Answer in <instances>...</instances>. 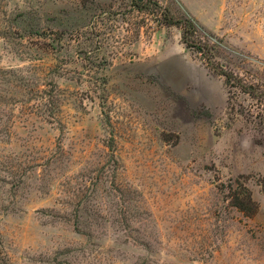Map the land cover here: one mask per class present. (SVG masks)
<instances>
[{"label":"rangeland","instance_id":"rangeland-1","mask_svg":"<svg viewBox=\"0 0 264 264\" xmlns=\"http://www.w3.org/2000/svg\"><path fill=\"white\" fill-rule=\"evenodd\" d=\"M158 2L194 32L0 0V264H264V132L208 65L264 66V0Z\"/></svg>","mask_w":264,"mask_h":264},{"label":"trees","instance_id":"trees-1","mask_svg":"<svg viewBox=\"0 0 264 264\" xmlns=\"http://www.w3.org/2000/svg\"><path fill=\"white\" fill-rule=\"evenodd\" d=\"M130 9L135 14H142L143 18L153 19L159 24L174 25L182 22L183 35L194 32L189 20L173 19L162 7L158 0H130ZM145 20H142L143 23ZM188 24V26L186 25ZM191 42V43H189ZM186 43L194 46L195 43ZM201 45H197L198 52L203 53ZM214 72L223 77L226 88V108L231 114L241 116L250 122L255 121L262 132H264V66L258 65L253 69L237 73L222 67L216 68L208 62ZM261 66V67H260ZM264 192V181L261 183ZM232 204L246 214L256 211V203L252 199L249 190L245 187L242 191L232 190Z\"/></svg>","mask_w":264,"mask_h":264},{"label":"clouds","instance_id":"clouds-1","mask_svg":"<svg viewBox=\"0 0 264 264\" xmlns=\"http://www.w3.org/2000/svg\"><path fill=\"white\" fill-rule=\"evenodd\" d=\"M244 146H246V145H244Z\"/></svg>","mask_w":264,"mask_h":264}]
</instances>
